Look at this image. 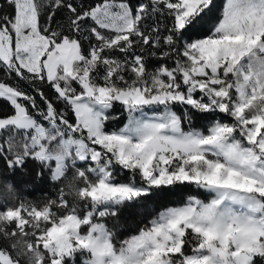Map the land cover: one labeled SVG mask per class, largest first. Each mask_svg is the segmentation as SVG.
I'll return each mask as SVG.
<instances>
[{
    "label": "snow or ice",
    "instance_id": "1",
    "mask_svg": "<svg viewBox=\"0 0 264 264\" xmlns=\"http://www.w3.org/2000/svg\"><path fill=\"white\" fill-rule=\"evenodd\" d=\"M78 254L264 264V0H0V264Z\"/></svg>",
    "mask_w": 264,
    "mask_h": 264
},
{
    "label": "trees",
    "instance_id": "2",
    "mask_svg": "<svg viewBox=\"0 0 264 264\" xmlns=\"http://www.w3.org/2000/svg\"><path fill=\"white\" fill-rule=\"evenodd\" d=\"M45 91L51 95V92L49 89L45 88ZM35 168V165L31 162L27 166V174H21L19 172L16 173L15 176H12L10 173L5 172L4 178L11 179L14 183L17 185L25 186L24 190L22 192L23 196H26L29 199H39L43 196L48 195V192L50 191V187L52 186L50 182H48L47 178L41 181H36L33 178V169ZM187 193H181V192H170V191H163L157 196L153 197V201L150 204V208H159L164 205L174 204L178 203L182 196L186 195ZM143 211V210H141ZM143 217L140 215H137L134 211H125L122 214L121 217V223L125 224L127 230H131L132 228H135L139 225V221ZM126 234L125 233H121Z\"/></svg>",
    "mask_w": 264,
    "mask_h": 264
},
{
    "label": "rangeland",
    "instance_id": "3",
    "mask_svg": "<svg viewBox=\"0 0 264 264\" xmlns=\"http://www.w3.org/2000/svg\"><path fill=\"white\" fill-rule=\"evenodd\" d=\"M111 126H112V123L109 124V127H111ZM54 194H55V188L53 186H51L50 191L48 192V195H54ZM175 204L176 203L169 204L168 206L175 205ZM122 235H124V234H122ZM76 264H82V257H80L79 254L77 255V258H76Z\"/></svg>",
    "mask_w": 264,
    "mask_h": 264
}]
</instances>
